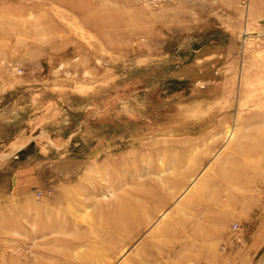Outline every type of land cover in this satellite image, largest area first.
<instances>
[{"label":"rangeland","instance_id":"obj_1","mask_svg":"<svg viewBox=\"0 0 264 264\" xmlns=\"http://www.w3.org/2000/svg\"><path fill=\"white\" fill-rule=\"evenodd\" d=\"M0 264H264V0H0Z\"/></svg>","mask_w":264,"mask_h":264},{"label":"bare ground","instance_id":"obj_2","mask_svg":"<svg viewBox=\"0 0 264 264\" xmlns=\"http://www.w3.org/2000/svg\"><path fill=\"white\" fill-rule=\"evenodd\" d=\"M233 130H234V129H233ZM232 132H233V131H231L230 135L232 134ZM233 134H234V132H233ZM232 136H233V135H232ZM220 169H221V168H220ZM130 225H131V224H130ZM132 227H133V226H132Z\"/></svg>","mask_w":264,"mask_h":264}]
</instances>
